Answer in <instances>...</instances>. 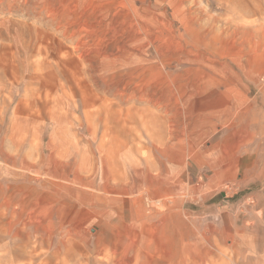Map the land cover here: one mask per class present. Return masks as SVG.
I'll return each mask as SVG.
<instances>
[{"label":"rangeland","instance_id":"374dc122","mask_svg":"<svg viewBox=\"0 0 264 264\" xmlns=\"http://www.w3.org/2000/svg\"><path fill=\"white\" fill-rule=\"evenodd\" d=\"M0 264H264V0H0Z\"/></svg>","mask_w":264,"mask_h":264}]
</instances>
